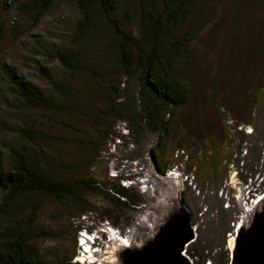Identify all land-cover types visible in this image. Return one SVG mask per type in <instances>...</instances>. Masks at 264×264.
Returning a JSON list of instances; mask_svg holds the SVG:
<instances>
[{
	"label": "rangeland",
	"instance_id": "rangeland-1",
	"mask_svg": "<svg viewBox=\"0 0 264 264\" xmlns=\"http://www.w3.org/2000/svg\"><path fill=\"white\" fill-rule=\"evenodd\" d=\"M167 1L148 0L147 7L162 11ZM188 1L190 11L174 22L172 42L189 40L175 51L173 72L189 102L146 114L140 74L125 76L116 36L105 20L99 19L95 32L79 41L82 16L74 0H57L40 15L20 12L14 0H0L5 28L0 41V148L8 157L12 147L28 144L20 135L23 128L41 129L48 143L38 152L57 165L53 169L60 175L96 179L108 189L125 187L131 196L120 209L107 196L90 197L95 210L87 216V203L45 196L27 202L13 218L0 214V232L16 221L24 224L29 216L35 220L33 246L46 263L83 264V257H77L82 231L88 229L97 246L94 257L87 259L90 264H146L175 247L177 238L190 237L184 245L185 264H233L238 252L264 264V239L259 236L264 229V0ZM117 17L135 39L141 36L143 14L137 2L124 0ZM60 48L80 55L81 66L63 65L56 57ZM6 67L63 104L62 111L25 107ZM118 95L127 109L140 113L134 116L139 127L107 113ZM111 130L115 137L108 135ZM150 179L174 183L175 194L159 202L156 191L161 187L148 184ZM204 192L214 194L225 211L235 207L239 212L213 238L204 233V219L208 209L218 215L220 202L213 209ZM2 199L0 191V205ZM162 202L172 210L156 228L147 217ZM249 210H254L253 217L247 218ZM132 217L147 222L148 228L147 241L135 246L124 231Z\"/></svg>",
	"mask_w": 264,
	"mask_h": 264
},
{
	"label": "trees",
	"instance_id": "trees-1",
	"mask_svg": "<svg viewBox=\"0 0 264 264\" xmlns=\"http://www.w3.org/2000/svg\"><path fill=\"white\" fill-rule=\"evenodd\" d=\"M56 1L14 0V3L19 5L20 12L26 14L36 12L40 15ZM123 1L74 0L82 16L78 21L76 38L79 41H86L95 32L96 22L99 19L105 20L116 36V51L125 76L131 77L133 72L140 74L143 93L141 98L145 106L147 105L144 113L155 112L153 108L159 106L171 110L187 105L189 94L174 79L173 72L178 56L175 51L186 46L189 40L172 42V35L173 26L176 25L174 22H179L190 11L189 1L168 0L162 11H158L147 7L148 0H133L142 8L143 14V30L141 29L142 34L138 39H135L134 34L128 31L117 17ZM4 31L5 28L0 24V41ZM56 57L63 65L72 69L79 68L82 63L80 55L67 48L58 49ZM5 74L25 107L52 113H59L64 108L63 104L47 97L36 85L18 75L13 67H6ZM121 102L119 95L116 96L108 106L107 113L118 121L131 122L139 127L140 119L138 121L134 118L137 112L127 109ZM161 124V127L165 128L167 122L162 121ZM155 125L158 128V125ZM128 130L134 131L133 128ZM20 135L27 141V145L12 147L8 157L0 148V191L3 195L0 214L13 218L25 210L27 202L38 196L53 197L60 201L73 200L81 205L87 203L89 208L84 216L95 210L89 205L90 197L93 196H107L108 201L117 209L128 205L131 196L126 193L125 187L108 189L99 180L89 177L69 178L60 175V170L55 171L53 168L57 165H53L45 153L38 152L39 147H47L48 143L41 129L23 128ZM108 135L114 136L115 131L111 130ZM155 161L157 167L164 173L159 162L156 159ZM105 219L112 221L107 215ZM34 221L29 216L24 224L16 221L14 226L0 232V264H48L33 246L34 235L31 227ZM114 226L117 227L116 224Z\"/></svg>",
	"mask_w": 264,
	"mask_h": 264
},
{
	"label": "bare ground",
	"instance_id": "bare-ground-1",
	"mask_svg": "<svg viewBox=\"0 0 264 264\" xmlns=\"http://www.w3.org/2000/svg\"><path fill=\"white\" fill-rule=\"evenodd\" d=\"M260 164L263 165V167H264V161L260 162ZM147 183L148 184H155V185L158 184L161 187L160 192L156 191L158 196H159V198H158L159 202L161 201L162 197L169 198L170 194H175L176 186H174V183L163 182L160 180L155 181L154 179L153 180L150 179L149 181H147ZM204 196L206 198V201L212 202V208L213 209L215 208V205L217 204L216 202L217 201L220 202V200L218 198H216L214 194L208 195L207 193L204 192ZM242 200L243 199L240 200V204H239L240 212L242 210H244ZM244 200H247V199L245 198ZM219 206H220V208H219L218 215L213 216L212 215L213 211L211 209H208L207 214H206L205 219H204V233H206L207 235H208V233H212L211 238H213L215 235H216V237L219 236L218 233H222L225 229H227L228 228L227 221L229 220V218H231L234 215H236L237 213H239L235 207L225 211L222 208L221 202L219 203ZM262 206H264V204L263 205L261 204V207ZM171 207H172V205H167V204H165V202L160 203L158 205L154 215L152 214V215L147 217L148 221L154 223L156 228L160 227L161 223H163L164 218L167 217V214L169 213L168 209H169V211L172 210V209H170ZM247 212H248L247 218H250V216L253 217L252 214H253L254 210H249ZM222 219H225L224 225L221 224ZM132 220L133 221H131V224L129 227L130 229L124 230V231H125V234H126L128 240L132 241V243L135 246L136 242L139 243L140 241H142L144 243L145 241H147L148 238L146 237V231L148 230V228H145V227H147V225H146L147 222H145L144 220H142L140 218L135 219L134 217H132ZM262 230L263 231L261 233H259V236L263 237V239H264V229H262ZM206 234H204V235L206 236ZM147 245H150V244L147 243ZM190 245L191 244H189L188 247H190ZM134 249L137 250L136 247H134ZM103 264H107V262L104 261ZM114 264H118V263H114Z\"/></svg>",
	"mask_w": 264,
	"mask_h": 264
},
{
	"label": "water",
	"instance_id": "water-1",
	"mask_svg": "<svg viewBox=\"0 0 264 264\" xmlns=\"http://www.w3.org/2000/svg\"><path fill=\"white\" fill-rule=\"evenodd\" d=\"M182 204L186 205V202L183 197H182ZM191 240H192V237H190L188 240H182L180 238H177L176 241H178V243H174L175 247L173 246L170 250H168L169 248L168 249L165 248V250H163L162 253L155 256L153 260H150L146 264H185L184 263L185 257L183 254L185 250L184 245L187 244ZM250 254L251 256H256L257 253H254L255 255L253 254V252ZM255 259L251 257V260H250L248 255L243 254L242 252L241 253L238 252L237 254H235L233 264H260L257 258Z\"/></svg>",
	"mask_w": 264,
	"mask_h": 264
},
{
	"label": "clouds",
	"instance_id": "clouds-1",
	"mask_svg": "<svg viewBox=\"0 0 264 264\" xmlns=\"http://www.w3.org/2000/svg\"><path fill=\"white\" fill-rule=\"evenodd\" d=\"M83 234L90 235V238L89 239L88 238H84ZM94 236H95V234L92 231L89 232L88 229H84L82 231L81 238H80V243L81 244L83 243L82 239L84 238L85 241H86V247H90L91 248V253H90L91 256L88 257L86 255H83L84 254V246L80 245L79 256L77 257V259L80 260L83 257V259H84V262H82L83 264H86V263L90 264V263H88L89 260H91L94 257V255L97 253V246H96V240H95L96 237H94ZM88 258H89V260H87Z\"/></svg>",
	"mask_w": 264,
	"mask_h": 264
}]
</instances>
